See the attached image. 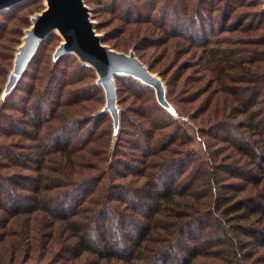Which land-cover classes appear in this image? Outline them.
<instances>
[{
    "label": "trees",
    "instance_id": "trees-1",
    "mask_svg": "<svg viewBox=\"0 0 264 264\" xmlns=\"http://www.w3.org/2000/svg\"><path fill=\"white\" fill-rule=\"evenodd\" d=\"M214 1L187 0L184 4L176 0L175 16L182 12L180 17L186 25L182 30L168 33L202 47L201 56L208 60L214 75L212 79L218 82L213 93L219 92L223 101L219 104L223 106L221 111L218 105H213L211 127L228 125L222 133L208 132L213 138L226 142L233 152L246 158V164L252 166L220 163L219 169L226 172L227 179L220 184L218 191L217 187L212 191L211 181L216 180L215 167L211 179V169L200 171L201 167L195 169L192 162H187L185 156L188 153L183 146L193 138L185 131L170 133V129L168 132L166 129L171 128L172 123L166 118L156 119L154 112L159 107L155 101L140 109V123H132L138 131L126 139L125 149L116 150L112 157H108L107 127L96 124L94 128L99 115H80L84 109L80 102L89 101V95L76 96L72 88L67 89L76 79L64 74L68 78L60 82L59 98L55 97L54 101L33 84L27 91L23 108L9 107L20 115L18 119L10 120L11 124L1 132L5 137L15 135L32 139L37 144L36 150L40 151L37 156L33 152L25 159L21 151L15 153L9 149V143L0 142V158L3 159L2 163L0 160V264H21L27 259H42L45 254L48 258L43 264L75 262L83 252L97 254L102 261L117 257L124 264H140L142 259L147 264H248L246 259L252 258L254 251L244 252L245 245L236 240V231L264 248V95L257 89L264 85V33L256 39L225 41L227 46L235 43L261 46L259 53L240 47H209L212 41L207 36L213 25L220 26L222 31L227 30L226 25L239 5L235 3L237 0H225L222 7L228 6L231 11L224 15L223 8L213 7L215 4L211 2ZM252 1V6H260L257 11L262 14L261 21L264 20V3ZM152 6L156 11L157 4ZM140 8L147 13L145 4ZM219 10L222 12L220 23L213 17ZM146 16V19L136 21H157L155 16ZM235 18L238 20L237 16ZM249 18L245 17L246 20ZM243 23L244 19H241L236 28L243 33L264 30L263 23L255 28V23H249V26ZM53 34L56 39L60 38V35ZM142 41L147 43V40ZM126 45V41L115 43L112 48L126 52L130 48ZM152 47L143 44L133 50L144 61V53L147 51L151 56L149 49ZM181 53L179 50L178 54ZM164 57L155 58L154 62L159 64ZM55 63L54 60L53 73L58 70ZM86 68L91 70L92 67ZM126 75H116L117 82L128 93L141 99L138 89L143 84L134 77L127 76L123 80ZM64 93L65 97H62ZM218 113H221L220 117ZM17 121L23 127L17 128ZM84 126L85 129L93 128L90 137L77 141L76 135L83 132ZM69 129L71 131L64 134L63 131ZM51 133L55 134L50 139ZM56 133H60L59 136ZM61 155L66 161L63 163L60 158L61 163L52 167L51 162ZM18 167L31 173H2V170ZM187 170L192 174L185 176ZM51 171L56 175H51ZM129 177L136 178L134 187L130 182L120 183ZM201 185L207 188L197 191L196 187ZM79 190L82 192L77 197ZM136 194L138 197H134ZM71 195L69 203H60L63 197ZM118 200L119 203H114ZM213 217L214 224L211 223ZM55 220L63 222L64 231L69 232L61 243L50 237L51 232H55L52 231ZM70 240H76V244ZM55 245L56 252L52 251ZM62 252L72 254L68 259L60 256ZM208 259L211 261H205Z\"/></svg>",
    "mask_w": 264,
    "mask_h": 264
},
{
    "label": "rangeland",
    "instance_id": "rangeland-1",
    "mask_svg": "<svg viewBox=\"0 0 264 264\" xmlns=\"http://www.w3.org/2000/svg\"><path fill=\"white\" fill-rule=\"evenodd\" d=\"M148 1L150 4L147 3L146 0H84L85 5L89 8L90 21L94 23V31L97 35L101 36L104 45L112 48L113 44L125 43L126 41L127 48L128 46L130 48L124 53L133 52L135 55L137 51L133 50L134 47H141L143 44L144 46L148 44L153 45V47L149 49V55L151 56H148L146 51L144 53V61L138 59L159 78L161 81V91L156 93L157 89L155 86L153 87V85H149L131 74L123 76V80H126L127 76H129L136 78L139 83L143 84L142 88L138 89L142 95L141 99H138L128 93L126 88L117 82L115 75V113L107 109L105 89L103 85L99 83L96 70H92L94 67L84 62L75 52L57 53L60 45L64 42V37L58 34L57 30L48 34L39 44L22 72L13 81L11 76L14 71L16 56L20 53V48L25 43L27 31L33 25V18L46 9L48 1L22 0L0 10V142L9 143V149L11 148L15 153L21 151L20 153H22L25 159L33 152H36L35 156H37L40 150H36L37 144H35L36 142L34 140L15 135L5 137L1 134L2 128L9 126L11 124L10 120H16L20 115L18 111L15 112L13 109H9V107L23 108L26 103H24V99L26 100L25 97L28 95L27 91L33 84L37 89L45 91L46 96H49L51 101H54L55 97L59 98V85L63 78H68L64 76V74H67L69 77H73L77 80L67 89L72 88L76 96L88 94L89 96L87 97L90 98L89 101L80 102V106L84 108L80 111V115L84 114L85 116L86 114H91L93 117L99 115L94 128L96 124L107 127L105 129L109 132L107 136L109 138L108 149L106 148L108 157H112V153H115L116 150L119 152L120 149H125L124 147H126L125 144L127 143L126 139L132 137L138 131L137 127H132V123H140V109L144 106L147 107L148 104L152 105L153 101H155L158 103H156V105L159 107V110L154 112L153 109H150L153 110L157 116V120L165 118L170 120L172 126L166 129L168 132L170 129V133L177 130H179L180 133L181 131H185L193 138L188 145L183 146V150L188 153V156H185L187 162H192L191 165H193L195 169L201 167L200 171L211 169V179L214 177L212 169L215 167L216 180L214 183L211 181L212 191L213 187H217L216 191H218L220 184L224 183L227 179L226 172L219 169L220 163L226 162L230 165L250 166L246 164V162L248 163L246 158L240 157L229 148L226 142L221 141L219 138H213L210 132H208L222 133L224 132V128L228 126L226 124H221L217 127V124H215L213 128L210 123L213 117V105H218L219 111H221L223 106H219V104H222L223 101L220 99L221 95L219 92L213 93L215 87H218V82L212 79L214 75L208 65V60L203 59L201 56L202 47L194 46L184 38L180 36L173 37L171 36L172 33H168L171 30H182L186 25L184 19L180 17L183 14L182 12H179V14L175 16V13H177L174 10L176 0ZM179 1H183L184 4L187 2V0ZM231 1L235 2V0ZM261 1L264 3V0ZM211 3L215 4L213 7L217 9L223 8L224 15H227L229 11H231L228 6L222 7L225 0H215ZM235 3L239 5L235 10L236 13L232 15L229 24L226 25L227 30L222 31L220 26L214 25L211 28L212 32H209L207 36L211 37L210 40L212 41L209 47L214 46L220 49L240 47L241 49L246 48L247 51L254 50L256 53H259V51L262 50L261 46H243L239 43L229 44L227 46V44H225L227 40L234 42L236 39L241 38L256 39L258 35L264 33V30H259L257 32L246 31L243 33L239 29H236L241 19H244L243 24H247V26H249V23H255L253 28L257 25H262V23L264 24V20L261 21L260 15L262 14H259L257 11V9H260V6H252V0H237ZM143 4H145L147 8V13L140 8ZM153 4H157L156 11L152 10ZM117 7L119 9H117ZM210 12L212 11L210 10ZM221 13L222 12L219 10L213 14V17L216 18L218 23H220L219 15H221ZM136 15L137 17H135ZM146 15L155 16L157 21H136V19L139 18L146 19L148 17ZM191 15L194 14L191 13ZM235 16H237L238 20ZM247 16H250V18L246 20L245 17ZM212 22L213 19L211 20V23ZM195 23L198 25V21ZM196 24L195 26H197ZM189 29H191V27H189ZM53 33L60 35V38L56 39ZM128 34H131V36L129 37ZM143 37L147 39H143ZM104 39L108 40L105 41ZM141 39L147 40L148 44L144 43ZM38 50H40L39 53H37ZM179 50L182 51L181 54H178ZM140 53H142V51ZM162 55H165V57L159 64L154 62L155 58L159 59ZM249 55L250 54H247L246 56L249 57ZM41 59H43L44 62L40 61ZM54 60L56 61L55 64H57L58 70L53 73L51 67H53L52 64ZM178 60L179 62H177ZM175 62L177 63L175 64ZM84 65L92 67L91 70L87 69ZM230 72L235 73V71L232 70ZM37 73H39L38 81L36 80ZM257 89H259L261 95H264V85H261ZM64 90H66L65 87ZM64 95L65 93L62 97H65ZM211 99H213L212 103ZM141 103L144 105H140ZM88 109L91 112L87 111ZM218 114V117H220L221 113ZM53 122L55 121H52V123ZM15 125L17 128L23 127V124L18 121ZM44 128L45 126H43V129ZM85 128L86 126L82 129L83 132H78L76 135L75 139L77 141H83L86 137H90L89 132L92 131L93 128L91 126L87 129ZM70 129H72V127H70ZM70 129L63 131L64 134H68L71 131ZM54 134L55 133H51L49 136L50 139ZM59 134L60 133H56L58 136ZM17 145L20 147H17ZM16 148L19 150H16ZM232 153L233 156H231ZM60 158L62 161H66V158L63 159V155L58 156L56 161L51 162L52 167L58 166V164L61 163L59 160ZM0 160L2 163L3 159L0 158ZM65 161H63V163ZM14 172L31 173L30 170H23V168L19 167L2 170V173L5 175H12ZM89 172L91 171H87V173ZM187 172L189 174L187 173L185 176L192 174L191 170H187ZM51 175H56V172L51 171ZM232 181L234 180L232 179ZM235 181L237 183L240 182V180ZM128 182H130L131 187H134L137 183L135 177H129L125 181H120V183ZM200 188L206 189L207 187L204 185L198 186L196 187V189H198L197 191H199ZM250 188L254 187L251 186ZM81 192L82 190H79L76 194L77 197ZM73 195L68 198L63 197L60 203H69ZM134 197H138L137 194ZM113 201L114 200H112V202ZM212 202L213 201H211V203ZM114 203H119V200ZM64 207L66 206L62 205V209L66 210ZM218 214L221 215L220 211H218ZM211 223L214 224V217L211 218ZM65 227L63 222L55 220L52 230L55 231L54 234H52L51 230L46 231L48 233L51 232L50 237L52 239L57 238L61 243L64 241L63 238L69 234L68 231H64ZM236 232V240L238 243L245 245V249H243L244 252L254 251V256L246 259V263L264 264V248L252 242L251 238H245L240 231ZM236 232L234 234H236ZM211 233L212 235L214 234L213 231H211ZM62 234L63 236L59 237V235ZM70 243L76 244V240H70ZM52 251H58L56 245ZM71 254L72 253L68 254L62 252L60 256L69 259ZM43 257L42 259L37 258L36 260L27 259L21 264H43L46 262L48 256L45 254ZM259 259L262 260L260 261ZM205 261H211V259ZM141 262L140 264H147L145 259H142ZM14 264H17V262ZM55 264H124V262L118 260L117 257L109 258V260L103 259L102 261L98 258L97 254L83 252L82 256L75 262H68V260H66V262H56Z\"/></svg>",
    "mask_w": 264,
    "mask_h": 264
},
{
    "label": "water",
    "instance_id": "water-1",
    "mask_svg": "<svg viewBox=\"0 0 264 264\" xmlns=\"http://www.w3.org/2000/svg\"><path fill=\"white\" fill-rule=\"evenodd\" d=\"M22 0H0V10ZM46 9L33 18V25L27 31L25 43L16 56L12 80L22 72L39 44L56 27L62 32L64 42L57 53L75 52L84 62L94 67L99 83L105 89L107 109L115 113V81L117 74H131L143 82L161 90V81L142 63L135 53L119 52L104 45L100 35L94 31L89 18V8L84 0H47Z\"/></svg>",
    "mask_w": 264,
    "mask_h": 264
},
{
    "label": "bare ground",
    "instance_id": "bare-ground-1",
    "mask_svg": "<svg viewBox=\"0 0 264 264\" xmlns=\"http://www.w3.org/2000/svg\"><path fill=\"white\" fill-rule=\"evenodd\" d=\"M55 30H57V33H58V34H61V33H62L57 27H56Z\"/></svg>",
    "mask_w": 264,
    "mask_h": 264
}]
</instances>
